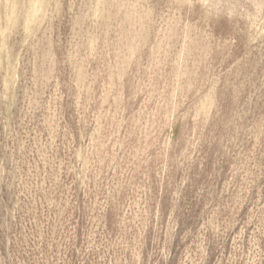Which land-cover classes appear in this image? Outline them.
<instances>
[{"label":"rangeland","instance_id":"rangeland-1","mask_svg":"<svg viewBox=\"0 0 264 264\" xmlns=\"http://www.w3.org/2000/svg\"><path fill=\"white\" fill-rule=\"evenodd\" d=\"M0 264H264L259 0H0Z\"/></svg>","mask_w":264,"mask_h":264},{"label":"clouds","instance_id":"clouds-1","mask_svg":"<svg viewBox=\"0 0 264 264\" xmlns=\"http://www.w3.org/2000/svg\"><path fill=\"white\" fill-rule=\"evenodd\" d=\"M206 11L209 12V14H214V10L218 7H220V5H218L215 2H205L201 5ZM234 7H239V8H243V4H237V5H233ZM259 6L260 7H264V0H259ZM224 8H228L229 5H224Z\"/></svg>","mask_w":264,"mask_h":264}]
</instances>
